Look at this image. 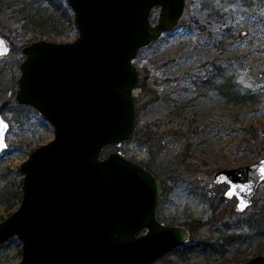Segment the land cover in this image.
Masks as SVG:
<instances>
[{
	"label": "water",
	"instance_id": "95a60500",
	"mask_svg": "<svg viewBox=\"0 0 264 264\" xmlns=\"http://www.w3.org/2000/svg\"><path fill=\"white\" fill-rule=\"evenodd\" d=\"M67 1L79 31L75 41L40 40L22 49L16 100L37 109L55 138L20 166L21 204L0 222V245L21 239L22 259L15 264H155L185 245L190 231L156 217L163 191L157 175L119 152L101 155L136 135L134 61L179 26L187 2ZM0 40L7 49L0 57L9 55L11 46L1 34ZM0 121L1 156L10 123L1 113ZM262 170L264 159L222 168L213 182L227 186L225 197L235 198L243 213L264 182ZM243 264H264V256Z\"/></svg>",
	"mask_w": 264,
	"mask_h": 264
},
{
	"label": "rangeland",
	"instance_id": "374dc122",
	"mask_svg": "<svg viewBox=\"0 0 264 264\" xmlns=\"http://www.w3.org/2000/svg\"><path fill=\"white\" fill-rule=\"evenodd\" d=\"M186 2L179 26L141 49L134 61L139 84L142 76L148 79L144 89L138 85L134 92L139 135L121 146L106 147L101 156L119 152L157 171L168 163L183 171L178 181L167 176L156 217L166 226L188 228L190 239L155 264H243L263 255L256 230L264 231L259 221L264 219V182L253 205L239 213L236 199L225 197L227 186L214 183L213 175L264 159V0ZM159 9L152 13L154 24ZM15 11L0 6V34L11 46L10 54L0 57V113L10 123L8 147L0 156V222L21 204L20 166L38 146L55 138L54 126L37 109L16 100L26 58L22 49L34 41L51 40L23 29ZM65 30L54 42H72L79 35L69 24ZM229 78L242 94L255 95L254 100L235 105L221 96L213 84H226ZM205 80L212 83L203 84ZM251 124L261 131V145L233 153L227 145ZM147 137L152 146L145 143ZM234 234L242 239L229 242ZM22 247L18 237L1 244L0 264L20 262Z\"/></svg>",
	"mask_w": 264,
	"mask_h": 264
},
{
	"label": "trees",
	"instance_id": "16d2710c",
	"mask_svg": "<svg viewBox=\"0 0 264 264\" xmlns=\"http://www.w3.org/2000/svg\"><path fill=\"white\" fill-rule=\"evenodd\" d=\"M7 8L13 9L15 11L16 7H20L19 12V23L22 22L23 26L22 28L26 31H37L40 33L42 37H46V39L51 40L54 42L57 38L64 37L66 33V26L67 24L70 25V28L74 30L76 28L75 26V20L73 16V9L70 8L67 0H0V6H6ZM54 34V35H53ZM141 75V74H140ZM141 83L137 87V89L141 90L144 89L147 82V77L144 78L141 77ZM231 78H229L226 82V84L220 82L219 85L213 84V87H215V90L220 93L221 96L228 99V101L235 103V105L241 104L243 102H247L249 99L254 100L255 95L248 92V94H242L240 91L237 90V85H235L232 82ZM205 83H212V80H205L203 84ZM241 131L244 129L240 127ZM250 130L245 133H239L238 136H236V140L234 142L227 145V148L229 146L231 147V150L233 153L240 155V153H243L248 149H256L258 148L261 143L260 141V130L254 129V125H250ZM136 133L139 135V131L137 130ZM151 138V137H150ZM149 137H147L145 143L152 146L153 144L150 142ZM189 138H187L188 141ZM190 141L187 142V145ZM263 142V141H262ZM222 150V149H220ZM223 151V150H222ZM240 156H238L239 158ZM230 165H233L230 163ZM228 165V166H230ZM147 168L152 171L155 175L158 176L161 185H163L164 190L166 189L165 181H167V176L171 180L178 181V179L181 178L182 172L178 170V166L174 167L172 164L168 163L166 167L162 168V171L154 170L153 168L147 166ZM177 169V170H176ZM181 170H185L181 168ZM261 223L264 224V219H259ZM255 226H257L255 224ZM255 226H251V228H255ZM260 228H257L256 232L258 234L257 239H260L262 241V246L258 249L259 254L264 255V231H259ZM193 230L191 231L192 234ZM248 236V234L246 235ZM251 237V235H249ZM192 237V235H191ZM242 238L238 235H231L228 237L229 242H237L241 240Z\"/></svg>",
	"mask_w": 264,
	"mask_h": 264
},
{
	"label": "snow or ice",
	"instance_id": "6c2138e0",
	"mask_svg": "<svg viewBox=\"0 0 264 264\" xmlns=\"http://www.w3.org/2000/svg\"><path fill=\"white\" fill-rule=\"evenodd\" d=\"M0 49H2L3 50V52H6V47L4 46V42H3V40H0ZM0 54H2V53H0ZM2 121H0V125H2ZM6 127V126H5ZM262 172H264V170H262ZM249 191H250V189H248ZM247 205H246V203L245 202H241V210H243L244 209V207H246Z\"/></svg>",
	"mask_w": 264,
	"mask_h": 264
}]
</instances>
